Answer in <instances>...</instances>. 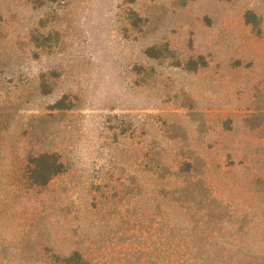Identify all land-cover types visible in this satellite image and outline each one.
<instances>
[{"label":"rangeland","instance_id":"rangeland-1","mask_svg":"<svg viewBox=\"0 0 264 264\" xmlns=\"http://www.w3.org/2000/svg\"><path fill=\"white\" fill-rule=\"evenodd\" d=\"M75 251L264 253V0H0V264Z\"/></svg>","mask_w":264,"mask_h":264},{"label":"trees","instance_id":"trees-1","mask_svg":"<svg viewBox=\"0 0 264 264\" xmlns=\"http://www.w3.org/2000/svg\"><path fill=\"white\" fill-rule=\"evenodd\" d=\"M64 171L65 164L60 160V157L54 153H43L32 158L27 167L29 180L38 186H45L54 176ZM198 183H200V181H198ZM180 192L182 194L185 193L187 197L191 195L188 186L180 189ZM198 196V194H194L192 198L197 199ZM251 260H256L253 262L254 264H264V253H258V255L254 256ZM60 262H62V264H90V262L84 259L83 255L78 251L60 259Z\"/></svg>","mask_w":264,"mask_h":264}]
</instances>
